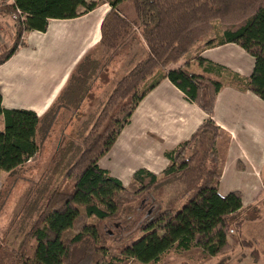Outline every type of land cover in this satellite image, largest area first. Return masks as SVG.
<instances>
[{"label": "trees", "instance_id": "16d2710c", "mask_svg": "<svg viewBox=\"0 0 264 264\" xmlns=\"http://www.w3.org/2000/svg\"><path fill=\"white\" fill-rule=\"evenodd\" d=\"M122 1L108 0L100 43L116 55L140 35L146 56L116 82L109 96L114 113L104 125L97 122L91 131L90 127L78 147L79 155L71 157L62 184L46 196L14 264H112L108 259L112 241L123 257L141 263L156 262L174 247H198L210 256H226L232 247L230 238H240L245 211L254 209V205H243L240 191L225 195L218 191L231 135L213 116L223 74L231 84L264 100V0H131L135 20L119 9ZM6 2L3 11L19 9L21 17L16 19L14 41L0 55V64L17 51L26 31H45L51 18H74L96 6L86 0ZM81 6L84 11L79 10ZM202 41L196 52L201 73L168 68ZM227 42L239 44L254 57L249 77L199 55L203 48ZM163 77L185 92L207 117L189 139L165 153L170 163L160 174L136 170L133 180L138 188L131 192L98 162L142 97ZM86 91L75 93V110ZM0 114L5 121L0 130V171L11 175L38 152L43 117L29 109L4 108L1 94ZM91 217L98 222L90 223ZM103 224L119 230L112 232ZM67 230L75 233L66 237Z\"/></svg>", "mask_w": 264, "mask_h": 264}, {"label": "crops", "instance_id": "0c3cea01", "mask_svg": "<svg viewBox=\"0 0 264 264\" xmlns=\"http://www.w3.org/2000/svg\"><path fill=\"white\" fill-rule=\"evenodd\" d=\"M106 4H98L74 18H51L45 31H26L17 51L0 64L2 106L29 109L43 117L38 131L43 128V139L51 137L52 128L64 112L72 109V118L77 115L72 102L78 90L87 89L78 105L81 111L89 107L85 102L94 103L98 94L114 82L112 73L108 85L92 82L91 88L85 87L89 79L94 81L101 76L99 72L107 70L103 62L109 57L108 52L101 51L100 43L101 22L110 9ZM196 52L190 60L181 59L168 68L184 67L201 73L203 67L196 59ZM199 55L243 77H249L254 67V57L234 42L203 48ZM222 80L213 117L231 135V142L218 191L221 195L240 191L245 206L257 203L264 196V100L251 90L231 84L224 74ZM206 117L185 92L163 77L142 97L98 163L128 188L136 183L133 174L140 168L160 174L170 163L165 153L189 139Z\"/></svg>", "mask_w": 264, "mask_h": 264}, {"label": "rangeland", "instance_id": "374dc122", "mask_svg": "<svg viewBox=\"0 0 264 264\" xmlns=\"http://www.w3.org/2000/svg\"><path fill=\"white\" fill-rule=\"evenodd\" d=\"M86 2H95L96 6L107 3L105 6H110L108 0H86ZM5 3H7L6 0L4 2L0 0V28L3 29L0 32V55L13 43L15 22L18 19L14 17V12L7 13L3 11ZM84 9L83 6L79 7L80 11H84ZM119 9L128 19H136L134 5L131 0L122 1L119 4ZM136 29L138 28L136 27ZM135 37L124 48V51L122 50L121 53L116 55L109 52L102 45L101 51L108 52L109 56L103 62L107 64V70L99 72V76H101L98 79L94 81H92L93 78L89 79L85 87L91 88L92 82H95L93 85L102 83L108 85L107 80H109L112 73L114 82L103 89L100 96L98 94L96 100L92 103L93 105L90 102H85L86 106L89 105L88 108H82L81 111H79L80 108H77L78 112L74 120L71 115L72 109L68 111L69 113L64 112L54 126L55 128H52L53 132L50 138L43 139V128L40 130L38 135L39 150L34 156L11 175L6 171H0V264L15 263L16 253L21 249L28 231L47 199L46 196L52 189L62 184L63 174L71 164L72 155H79L80 149L78 147L93 129L94 124L102 122L104 125L109 116L114 113L109 96L116 82L147 53L140 35ZM210 37H213V35L208 36V38ZM195 46L181 59L190 60L192 54L197 51ZM111 57L115 58L112 59ZM108 71L112 72L108 74ZM125 103H128V100ZM3 127L4 121L0 115V129ZM137 188L138 183H135L127 189L133 192ZM249 205H254V209L250 208L245 211V220L238 239L246 240L250 242V245H241L240 240L237 238H230L232 247L226 256H210L200 248L192 247L189 250L172 249L165 253L158 262L141 263L138 260L123 257L116 249L117 242L112 241L114 248L109 250L108 259L113 260L112 264H264V196L257 203L245 206ZM253 215H257L256 218L253 219ZM88 221L90 223L98 222L95 217H91ZM105 225L103 224L104 229L112 232L116 233L119 230L113 227L112 224H108L107 227ZM74 233V230H67L65 236L70 237ZM107 235L112 236L109 233Z\"/></svg>", "mask_w": 264, "mask_h": 264}, {"label": "built area", "instance_id": "2783aa9c", "mask_svg": "<svg viewBox=\"0 0 264 264\" xmlns=\"http://www.w3.org/2000/svg\"><path fill=\"white\" fill-rule=\"evenodd\" d=\"M13 14H14L15 18H20L21 17L20 16L21 15V11L19 9H17ZM22 19H23V17H22Z\"/></svg>", "mask_w": 264, "mask_h": 264}, {"label": "flooded vegetation", "instance_id": "af4514ba", "mask_svg": "<svg viewBox=\"0 0 264 264\" xmlns=\"http://www.w3.org/2000/svg\"><path fill=\"white\" fill-rule=\"evenodd\" d=\"M79 115V114H78ZM74 118V117H73Z\"/></svg>", "mask_w": 264, "mask_h": 264}]
</instances>
